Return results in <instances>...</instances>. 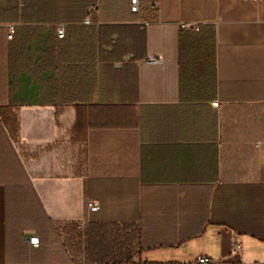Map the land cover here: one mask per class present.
Instances as JSON below:
<instances>
[{"label": "crops", "instance_id": "crops-1", "mask_svg": "<svg viewBox=\"0 0 264 264\" xmlns=\"http://www.w3.org/2000/svg\"><path fill=\"white\" fill-rule=\"evenodd\" d=\"M139 2L0 0V264H264V0Z\"/></svg>", "mask_w": 264, "mask_h": 264}, {"label": "built area", "instance_id": "built-area-1", "mask_svg": "<svg viewBox=\"0 0 264 264\" xmlns=\"http://www.w3.org/2000/svg\"><path fill=\"white\" fill-rule=\"evenodd\" d=\"M139 0H130V4H131V11L133 13H138L139 12ZM183 29H197V27L195 25H191V24H183L181 26ZM59 37H63L64 36V31L60 30L58 32ZM9 39H12V34L8 35ZM154 60V59H152ZM88 210L90 212H97L99 210V206L96 203H89L88 204ZM28 243L34 247V248H38L40 245V241L38 237H32L28 240ZM233 253L234 254H241L242 252V246L240 243H236L233 246ZM188 264H219L217 261L213 260L212 258L205 256V255H200L197 256L191 263Z\"/></svg>", "mask_w": 264, "mask_h": 264}]
</instances>
